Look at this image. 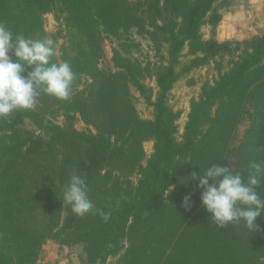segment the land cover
<instances>
[{
  "label": "trees",
  "instance_id": "1",
  "mask_svg": "<svg viewBox=\"0 0 264 264\" xmlns=\"http://www.w3.org/2000/svg\"><path fill=\"white\" fill-rule=\"evenodd\" d=\"M236 2L0 0V23L14 36L49 39L44 15L58 13L62 27L50 40L65 41L53 62L68 61L75 77L67 100L41 94L35 109L0 118V264H38L48 241L62 255L80 246L86 264L115 257L117 264H264V211L252 232L242 223L218 227L191 177L212 164L246 177L253 163L264 162V34L214 37ZM133 31L151 41L156 62L132 56ZM101 33L117 41L112 66L98 64ZM210 63L218 76L190 100L178 136L180 111L169 106L170 92ZM82 77L88 82L79 89ZM132 90L152 108L151 118L139 115ZM77 120L85 129L75 127ZM74 173L85 177L107 222L96 211L77 217L63 205L62 189ZM257 191L264 196V178Z\"/></svg>",
  "mask_w": 264,
  "mask_h": 264
},
{
  "label": "clouds",
  "instance_id": "2",
  "mask_svg": "<svg viewBox=\"0 0 264 264\" xmlns=\"http://www.w3.org/2000/svg\"><path fill=\"white\" fill-rule=\"evenodd\" d=\"M55 55L50 39L14 36L5 23H0V118L34 108L41 94L61 101L70 97L74 72L68 61L53 62ZM28 68L31 70L26 71ZM251 169L245 177L228 166L212 164L203 171L199 168V174H191L198 180L202 207L218 227L242 223L250 232L257 228L255 220L264 211V196L257 191L264 178V162L253 163ZM189 202L186 196L184 206L189 207ZM62 203L77 217L96 211L105 222L109 219L108 213L94 208L81 174L68 178Z\"/></svg>",
  "mask_w": 264,
  "mask_h": 264
},
{
  "label": "rangeland",
  "instance_id": "3",
  "mask_svg": "<svg viewBox=\"0 0 264 264\" xmlns=\"http://www.w3.org/2000/svg\"><path fill=\"white\" fill-rule=\"evenodd\" d=\"M58 13L56 11L50 12L44 15V29L49 36V39H51V35L55 34L60 28L62 27L61 18L57 17ZM202 34L204 38H207L210 36V27L208 25H204L201 28ZM264 34V33H263ZM100 39V45L103 49V57L99 60L98 64L99 66L109 65L112 66L111 63V57H112V49L117 47V41L113 39L112 37L101 33L99 36ZM65 41V39L60 38L55 42L54 48L55 51L58 53L59 48L61 44ZM127 42L132 45L131 48V54L135 58H137L142 64H145L147 62H156L157 61V55L155 53L154 47L151 44V41L142 36L139 35L136 32H131L127 37ZM187 57H182L181 60H186ZM222 69L225 70L227 68V61L224 59L222 62ZM218 76V72L216 70V64L210 63L207 66L195 69L190 73L189 75L181 78L178 80L173 89L170 92L168 104L170 107H172L174 110L180 111V117L176 121V124L178 125V136L182 132V128L185 124V121L187 119V113L189 110V103L192 98H196L200 92V87L204 82H213ZM190 79L194 80L193 84H189L188 81ZM88 82L87 77H82V85L79 86V89L83 88L84 83ZM146 84L154 86V80L153 79H147ZM134 94V102L136 105V108L139 112V115L142 118H151L152 117V108L146 106L143 99L138 96V94L132 90ZM38 104V100L36 99V104L34 109L36 108ZM54 121L60 125L63 124V116L57 115L54 117ZM248 124V117L247 114L244 115L241 121L239 135L243 133V130ZM75 127L79 130L85 129V124L81 122L80 120H77L75 122ZM146 157L149 156V154L152 152L153 147V141L149 140L144 142L143 144ZM51 243V241H48L47 244ZM117 258H113L109 264H117Z\"/></svg>",
  "mask_w": 264,
  "mask_h": 264
},
{
  "label": "crops",
  "instance_id": "4",
  "mask_svg": "<svg viewBox=\"0 0 264 264\" xmlns=\"http://www.w3.org/2000/svg\"><path fill=\"white\" fill-rule=\"evenodd\" d=\"M263 33L264 0H237L233 9L223 15L214 37L219 41L242 40ZM83 258L80 246L75 247L68 255H62L55 244L48 243L46 253L38 264H86Z\"/></svg>",
  "mask_w": 264,
  "mask_h": 264
}]
</instances>
